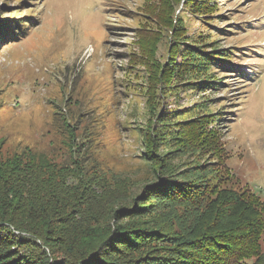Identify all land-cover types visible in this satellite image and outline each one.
Instances as JSON below:
<instances>
[{
	"label": "rangeland",
	"instance_id": "1",
	"mask_svg": "<svg viewBox=\"0 0 264 264\" xmlns=\"http://www.w3.org/2000/svg\"><path fill=\"white\" fill-rule=\"evenodd\" d=\"M166 2L0 0V27L19 33L0 36V162L32 151L87 177L94 200L83 195L61 219L106 234L88 264H147L193 222L192 211L154 196L168 170L218 173L209 148L182 145L193 133L220 135L233 179L264 201V0H207L211 10L180 0L186 30L175 40L160 22ZM187 51L231 52L234 68L198 73ZM165 65L172 72L163 74ZM20 233L0 221L10 249L36 259L19 264H53L40 239L42 250L13 242Z\"/></svg>",
	"mask_w": 264,
	"mask_h": 264
},
{
	"label": "trees",
	"instance_id": "2",
	"mask_svg": "<svg viewBox=\"0 0 264 264\" xmlns=\"http://www.w3.org/2000/svg\"><path fill=\"white\" fill-rule=\"evenodd\" d=\"M204 1L206 9L211 10L207 0H185V6L200 9ZM179 4L180 0H167L168 16L163 10L160 18L173 40L181 39V34L186 30L183 23L185 17L180 15ZM163 15L165 18H162ZM10 26L0 27V36L7 33L8 36L18 37L19 33ZM226 52L217 56L206 52L201 53V58H196L194 51L191 54L187 51L189 55L186 60H192L188 64L191 70L210 76L214 65L234 68L231 62L233 53ZM171 69L165 65L163 74H169ZM214 80L205 79L208 85ZM193 126L195 124H187L185 128ZM201 135H186L189 138L184 140L183 137L182 145L206 146L218 157L220 169L213 176L208 171L198 174L190 172L187 178L180 176L182 172L179 175L169 170L166 172V178L157 186L165 185L154 196L170 209L177 204L184 206L186 211L193 212L194 220L179 236L172 238L171 246L157 247L164 250L159 256L150 257L147 264H264V201L249 187L235 182L226 163L228 154L220 135L209 130ZM71 178L79 181L78 187L69 185ZM86 179L68 165L56 163L45 154L38 155L32 151L28 155H15L4 163L0 162V221H7L22 232L19 238L15 234L12 236L13 242H22L32 249V246H38L42 250L37 242L40 239L51 249L55 259L53 264H88L99 258L107 242L106 234L100 230L88 231L87 221L72 219L74 216L61 219L68 211L72 212L83 195L90 198L89 195L94 193L92 188L85 186ZM99 182L97 180L92 185L102 187L103 184ZM84 188L88 190L87 193ZM90 200L87 199L88 202ZM101 220V217H95L91 221L101 223ZM60 224L69 225L70 229L60 227ZM59 233L63 237L55 245ZM8 242V236L0 237V247L3 248L4 244L9 246L0 251V264H19L21 259L30 262L36 260L27 253L10 249L11 243ZM44 250L47 256L44 258L49 262L51 253L48 255Z\"/></svg>",
	"mask_w": 264,
	"mask_h": 264
}]
</instances>
